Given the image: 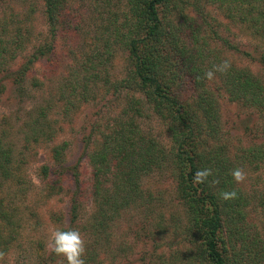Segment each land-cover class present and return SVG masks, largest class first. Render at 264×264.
Returning a JSON list of instances; mask_svg holds the SVG:
<instances>
[{"label": "rangeland", "instance_id": "obj_1", "mask_svg": "<svg viewBox=\"0 0 264 264\" xmlns=\"http://www.w3.org/2000/svg\"><path fill=\"white\" fill-rule=\"evenodd\" d=\"M160 10L164 23L172 25L181 46L185 45V54L177 50L167 60L174 63H167V67L179 73L174 90L181 99H196L200 95L197 81L203 83L206 79L216 101L217 117L214 128H208L204 138L209 151L227 147L233 165L243 171L245 179L236 183L250 201L245 228L250 236L264 242V164L248 152L264 146V118L257 109L234 99L220 75L214 72L209 79L206 65L198 70L201 61L197 52L201 48L196 37L208 43V65L221 63L219 67L227 61L264 81V66L255 53L260 41L238 18H230L226 6L213 0H182L176 9L164 6ZM130 19L126 0H68L59 18L55 54L35 63L22 86L0 74V141L12 153L11 176L4 178L0 174V200L14 215L16 237L12 249L0 255V264L64 263L52 253L49 237L56 229L69 228L80 231L86 246L84 259L94 257L95 264L196 262L191 258L195 248L185 232L186 211L179 200L178 180L171 163L144 173L143 197L109 220L105 229H99L102 209L107 210V216L114 214V203L107 197L118 190L121 181L115 175L117 169H113L97 193L89 155L113 120L128 121L130 116L123 110L132 98L142 101L143 115L136 118L140 130L167 150L172 148L165 123L149 110L144 94L118 86L127 79L131 65L125 42L116 35L117 30L123 35L128 32L124 24ZM50 37L44 0H0V65L9 73H15L35 46ZM105 39L111 42L110 62ZM18 44L25 49L20 50ZM98 51L104 52L107 64L101 68L108 70L107 87V71L101 75L102 82L96 84L80 68L84 64L89 67L91 55ZM243 51L253 53V58ZM75 76L90 82L88 91L81 94L69 85L66 88L67 83L76 80ZM43 109L50 123L48 128L45 118L40 126L33 122L39 120ZM62 143L67 144L65 160L57 163L52 149ZM125 195L120 191L118 197L124 201ZM240 236L233 237L225 228L224 238L228 244L238 241V251L243 249ZM231 253L234 254L232 249ZM238 264L251 262L244 257Z\"/></svg>", "mask_w": 264, "mask_h": 264}, {"label": "trees", "instance_id": "obj_2", "mask_svg": "<svg viewBox=\"0 0 264 264\" xmlns=\"http://www.w3.org/2000/svg\"><path fill=\"white\" fill-rule=\"evenodd\" d=\"M181 1L126 0L131 14V19L124 24V28L128 26V32L123 35L117 30L116 36L125 42L131 68L127 79L121 81L118 86L121 89L131 88L144 94L149 110L165 123L172 140V148L167 150L156 139L148 137L140 130L136 118L143 115L142 101L132 98L129 106L123 110L124 115L130 116L128 121L124 122L121 118L113 120L114 124L110 123L102 131L104 133L97 147L89 155L97 193H100L102 185L107 183L104 178L108 177L109 171L117 169L115 175L121 181V184L117 185L118 190L115 193H108L107 197L109 202L114 203L115 215L107 216L108 212L103 208L100 222L102 226L99 225V229H105L109 220L113 221L125 208L133 206L138 202V198L143 197L141 178L144 173L171 163L178 180L179 200L186 211L185 232L195 248L191 255V258L196 260L194 264H238L244 260V257L251 264H262L264 242L257 236H250L249 230L245 228L246 209L250 201L232 176V172L238 167L233 165L227 147L222 146L209 151L207 140L204 138L205 131L208 128H214L213 122L217 117L216 101L205 82L206 79L203 83L196 80L200 84V95L196 99H181L174 90L179 73L177 69L172 72L167 67V63L173 62L167 60L177 50L185 54V45L181 46L178 32H175L172 25L164 23L160 8L172 6L176 9ZM213 1L226 6L230 18H238L239 22L246 26L247 30H251L253 36L260 41V47L255 50V53L259 56V63L264 66V0ZM67 3L68 0H44L51 39L35 46L15 73H9L8 69L0 65V74H4L14 84L22 86L26 83L31 67L35 63L55 54L59 18L66 9ZM196 42L201 48L197 56L202 67L199 66L198 70H203L206 65L208 71L220 75L227 92L234 99L257 109L264 118V81L252 72L239 69L234 65L229 64L224 71L218 70V65L221 63L208 65L205 56L208 43L198 37ZM110 45L111 42L107 39L105 47L109 62L113 56ZM17 47L24 50L26 46L18 44ZM235 49L240 50L238 47ZM164 52L165 55H163ZM243 54L253 58L251 52L243 51ZM2 56L3 51L0 52V57ZM190 56L194 58L195 53L191 52ZM104 58V52L93 53L90 64L87 62L89 67L84 64L80 68L85 70L86 75L89 76L87 78L96 84L102 82L101 75L107 71L104 83L107 87L110 83L108 70L107 67L101 69L107 65ZM78 72L76 70L75 73ZM171 74L172 77H170ZM75 79L67 83L66 88L69 85L72 90L81 94L89 90V81L77 76ZM44 118L47 128L50 127L44 109L40 111L39 120H33V122L40 126ZM206 125L207 128H205ZM38 131V128L35 129V132ZM27 140H30V136H27ZM66 149V143L52 149L55 162L60 163L65 160ZM248 152L264 164V146L259 145L249 149ZM11 164L12 153L4 148L0 141V174L4 178L11 176ZM45 170L47 172L48 168L46 167ZM198 171L208 173L202 178V183L195 182V174ZM120 191L126 192L124 201L118 197ZM224 192H235L236 196L224 199L222 197ZM133 196H136L134 200ZM73 214L75 217L76 207L73 208ZM13 217L14 215L7 210L3 200H0L1 256L3 252L7 253L12 249V241L16 239L13 234L15 226ZM225 228H229L235 238L241 234L240 241L243 249L236 250L238 241L228 244L224 238ZM231 249L234 254L231 253ZM94 261V257L85 259L86 264H93Z\"/></svg>", "mask_w": 264, "mask_h": 264}, {"label": "clouds", "instance_id": "obj_3", "mask_svg": "<svg viewBox=\"0 0 264 264\" xmlns=\"http://www.w3.org/2000/svg\"><path fill=\"white\" fill-rule=\"evenodd\" d=\"M229 67L227 61L219 66L218 70L224 71ZM207 77L211 79L214 75L209 71ZM208 173L206 171H198L195 174V182L202 183V178ZM232 176L236 182H242L245 179L244 173L241 169H235ZM236 196L235 192H224L222 197L224 199L233 198ZM49 247L52 253L62 258L65 264H86L84 255L86 252L85 242L80 231L76 228L56 229L49 237Z\"/></svg>", "mask_w": 264, "mask_h": 264}]
</instances>
